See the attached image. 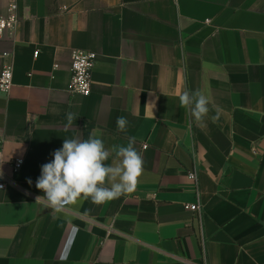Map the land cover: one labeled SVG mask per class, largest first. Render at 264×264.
I'll return each mask as SVG.
<instances>
[{
  "label": "crops",
  "instance_id": "obj_1",
  "mask_svg": "<svg viewBox=\"0 0 264 264\" xmlns=\"http://www.w3.org/2000/svg\"><path fill=\"white\" fill-rule=\"evenodd\" d=\"M11 3L0 264H264V0H0V16ZM74 50L97 54L88 96L68 92ZM186 89L210 96L219 119L210 104L197 124L179 103ZM90 133L106 148L135 136V191L59 213L36 202L41 165ZM198 200L201 217L185 207Z\"/></svg>",
  "mask_w": 264,
  "mask_h": 264
},
{
  "label": "clouds",
  "instance_id": "obj_2",
  "mask_svg": "<svg viewBox=\"0 0 264 264\" xmlns=\"http://www.w3.org/2000/svg\"><path fill=\"white\" fill-rule=\"evenodd\" d=\"M178 99L194 121L203 125L210 111L211 97L201 89H186ZM212 107L216 111L212 117L215 122L221 109L214 104ZM66 115L65 127L70 128L76 116L73 113ZM115 123L119 132H126L130 122L126 117L118 116ZM135 142V136H129L126 146L106 148L103 140L91 133L87 139H64L62 147L52 153L53 159L41 165L35 186L44 195L36 197V202H43L46 208L59 213L81 199H91L94 204L101 205L132 193L144 170V161ZM110 157L112 162L108 164L106 161ZM28 183L32 181L29 179Z\"/></svg>",
  "mask_w": 264,
  "mask_h": 264
},
{
  "label": "built area",
  "instance_id": "obj_3",
  "mask_svg": "<svg viewBox=\"0 0 264 264\" xmlns=\"http://www.w3.org/2000/svg\"><path fill=\"white\" fill-rule=\"evenodd\" d=\"M17 8L18 6L16 3H11L8 8V16H0V35L8 29L15 28L18 23ZM71 55L72 77L68 86V92L71 94L88 96L92 92V72L97 61V54L93 51L74 50ZM5 56L6 55H4V57ZM13 77L14 68L12 64L5 63L0 67V93H10L13 87ZM147 146V144H144L143 148H146ZM22 165V159L15 160V169L21 168ZM189 179L198 186V174L195 169L189 172ZM4 187V181L0 180V189H3ZM185 207L201 217L203 207L200 200L193 204H186Z\"/></svg>",
  "mask_w": 264,
  "mask_h": 264
}]
</instances>
